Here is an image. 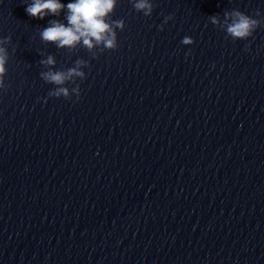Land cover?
Here are the masks:
<instances>
[{"label": "water", "instance_id": "obj_1", "mask_svg": "<svg viewBox=\"0 0 264 264\" xmlns=\"http://www.w3.org/2000/svg\"><path fill=\"white\" fill-rule=\"evenodd\" d=\"M153 4L119 0L118 49L89 50L41 39L66 10L0 0V264H264V0ZM78 66L81 98L50 96L41 74Z\"/></svg>", "mask_w": 264, "mask_h": 264}, {"label": "clouds", "instance_id": "obj_2", "mask_svg": "<svg viewBox=\"0 0 264 264\" xmlns=\"http://www.w3.org/2000/svg\"><path fill=\"white\" fill-rule=\"evenodd\" d=\"M131 4L137 12L144 16H152L154 11L153 0H131ZM26 13L34 18L45 19L49 15L58 16L67 11L66 21L52 20L49 26L40 32L41 39L45 42L55 43L58 48H74L81 43L89 50L102 47L107 50H116L119 47L118 31L126 28V22L110 21L109 18L115 13L119 0H70L64 3L63 0H26ZM257 15H261L257 12ZM225 32L233 40H248L253 36L260 26V21L241 10L226 13ZM171 15L165 18L164 24L171 21ZM213 24L220 21L215 15L211 17ZM164 24L160 25V30H164ZM6 40H0V45ZM195 40L191 36H185L182 44L193 45ZM8 53L7 49L0 47V90L6 88L5 75L7 73ZM42 63L54 66L56 61L53 56H49ZM82 62H78V65ZM43 79L55 84L57 88L49 95L56 98L71 99L75 94L79 99L82 96L80 86L74 89L66 87V83L72 77L86 79V73L80 67L69 69L67 72L48 71L41 74Z\"/></svg>", "mask_w": 264, "mask_h": 264}]
</instances>
